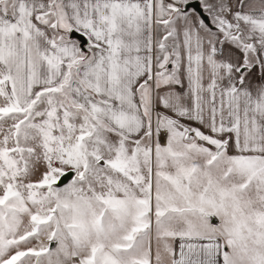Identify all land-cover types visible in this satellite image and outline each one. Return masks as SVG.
Wrapping results in <instances>:
<instances>
[{
	"label": "snow or ice",
	"instance_id": "obj_1",
	"mask_svg": "<svg viewBox=\"0 0 264 264\" xmlns=\"http://www.w3.org/2000/svg\"><path fill=\"white\" fill-rule=\"evenodd\" d=\"M0 264H264V0H0Z\"/></svg>",
	"mask_w": 264,
	"mask_h": 264
}]
</instances>
